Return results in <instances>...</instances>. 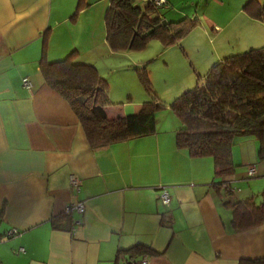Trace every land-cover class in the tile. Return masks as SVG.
<instances>
[{
	"label": "crops",
	"instance_id": "crops-1",
	"mask_svg": "<svg viewBox=\"0 0 264 264\" xmlns=\"http://www.w3.org/2000/svg\"><path fill=\"white\" fill-rule=\"evenodd\" d=\"M75 1L0 0V264H115L124 259L120 250L134 246L151 250L140 256V264H242L264 258V223L234 228L224 189L212 185L213 158H193L177 145L182 123L177 115L159 112L153 135L91 147L73 108L42 73L44 60L58 61L73 51L96 66V60H105L110 0H78L77 7ZM239 15L246 22L242 47L262 46L264 22L243 8ZM152 39L160 38L149 32L147 43ZM115 44L127 48L120 38ZM212 64L213 56L194 67L199 79ZM108 108L110 114H125ZM260 142L241 136L233 149L236 197L254 195L258 202L264 200ZM73 177L80 181L78 189ZM163 191L172 197L170 207L160 199ZM78 204L85 205V213L74 210L72 222L63 228V219L57 228L53 219ZM13 230L19 233L9 237Z\"/></svg>",
	"mask_w": 264,
	"mask_h": 264
},
{
	"label": "trees",
	"instance_id": "trees-1",
	"mask_svg": "<svg viewBox=\"0 0 264 264\" xmlns=\"http://www.w3.org/2000/svg\"><path fill=\"white\" fill-rule=\"evenodd\" d=\"M168 3L169 0L158 6L150 0H110L106 12L108 43L115 46V40L120 38L127 47L142 49L149 32H155L165 47L181 42L199 21L186 17L164 26ZM244 11L264 22V0H249ZM135 69L148 98L136 113L110 114L108 107L113 101L109 81L96 65L78 60L76 51L58 61L42 62L46 82L69 102L96 150L157 133V115L169 105L154 89L147 66ZM170 108L182 120L176 132L177 145L187 149L193 158H213L212 185L219 191L224 189L225 201L233 210L234 228L247 230L263 224L264 200L258 202L254 195L236 197L234 175L238 165L233 149L238 138L254 135L261 141L259 153L264 157V45L244 53L232 51L214 62L205 78L174 98ZM71 214L55 217V226L60 228L65 219L62 227L66 228L72 222ZM150 251L146 246L122 249L119 254L125 255L124 259L115 264L138 263L140 256ZM242 264H264V258Z\"/></svg>",
	"mask_w": 264,
	"mask_h": 264
},
{
	"label": "rangeland",
	"instance_id": "rangeland-1",
	"mask_svg": "<svg viewBox=\"0 0 264 264\" xmlns=\"http://www.w3.org/2000/svg\"><path fill=\"white\" fill-rule=\"evenodd\" d=\"M169 1V10H165L164 19L173 21L188 17L199 21V25L181 42L165 47L160 39H152L142 49L120 48L116 44H110L105 60L101 58L98 62L95 59L101 74L109 81V93L112 101L116 102V106L111 107L121 109L125 114L138 112L140 109L136 110L137 101L143 98L142 96L145 98V95L148 98L136 66H147L154 89L159 97L170 105L174 98L183 95L187 88H190L189 84L194 87L202 80L194 67L204 66L212 56L214 64L231 50L243 53L249 50V47H242L243 41L240 42L247 34L246 22L243 16H238V12L241 8L244 11L249 0ZM103 2L106 7L107 3ZM77 5L78 0L75 1V7ZM208 20H213V26ZM82 56L94 60V57L87 54ZM115 64L117 67H114ZM128 91L132 93L129 95ZM130 96L133 99H130ZM144 102L145 100L142 105ZM163 113L168 118H172L170 113L176 116L170 109L163 110Z\"/></svg>",
	"mask_w": 264,
	"mask_h": 264
},
{
	"label": "built area",
	"instance_id": "built-area-1",
	"mask_svg": "<svg viewBox=\"0 0 264 264\" xmlns=\"http://www.w3.org/2000/svg\"><path fill=\"white\" fill-rule=\"evenodd\" d=\"M158 6H161V5H165L166 4V0H156L155 2ZM24 85L27 87V88H30L32 86L31 82L29 81V79H24ZM256 173V167L255 166H252L251 167V170H250V175L253 176L255 175ZM72 185L74 188H77L79 187L80 185V181L76 178V177H73L72 178ZM160 199L162 201V203L165 205V206H171V203H172V197L171 195L168 193V191H163L160 195ZM68 212L72 213L74 210H77L79 211L81 214L85 213V205L84 204H78V205H75V206H71L69 207V209H67ZM18 233V230H13L9 233V236H13V235H16ZM21 251L23 252L24 249H21ZM131 264H140V262L136 263V262H133Z\"/></svg>",
	"mask_w": 264,
	"mask_h": 264
},
{
	"label": "water",
	"instance_id": "water-1",
	"mask_svg": "<svg viewBox=\"0 0 264 264\" xmlns=\"http://www.w3.org/2000/svg\"><path fill=\"white\" fill-rule=\"evenodd\" d=\"M162 24H163L164 26H166V27H167V26H168V24H169V21H168L167 19H164V20H163V22H162Z\"/></svg>",
	"mask_w": 264,
	"mask_h": 264
}]
</instances>
